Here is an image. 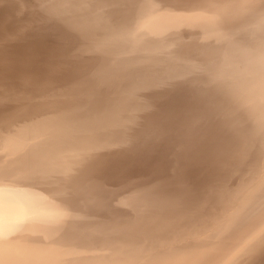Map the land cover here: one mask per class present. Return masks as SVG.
Here are the masks:
<instances>
[{"label":"bare ground","instance_id":"6f19581e","mask_svg":"<svg viewBox=\"0 0 264 264\" xmlns=\"http://www.w3.org/2000/svg\"><path fill=\"white\" fill-rule=\"evenodd\" d=\"M41 2L0 0V224L33 225L0 264H234L264 234L257 40L202 6L245 0H76L88 55Z\"/></svg>","mask_w":264,"mask_h":264},{"label":"clouds","instance_id":"9594fccd","mask_svg":"<svg viewBox=\"0 0 264 264\" xmlns=\"http://www.w3.org/2000/svg\"><path fill=\"white\" fill-rule=\"evenodd\" d=\"M144 5L140 3H130L128 5V14L123 22L127 27L132 28L137 21V12ZM96 6L90 3L73 2L53 3L52 0H43L39 5V10L49 20L57 21L69 29L74 36L80 41L78 52L84 55L91 54L92 44L87 39L88 29L82 26L79 21L84 16L90 14ZM213 14H218L221 21L229 18L231 10L237 7L245 9V15L254 30L257 43L252 47L254 53V62L257 72V78L260 84V102L264 105V0H245L242 5L230 3H216L202 6ZM70 10V11H69ZM161 10H163L161 8ZM120 26V25H117ZM250 190L249 204L252 208L264 209V161H262L252 172L249 173L243 185ZM48 195L56 198V192H49ZM14 228V235L22 236L29 233L33 225L29 222H9L5 221L0 224V229L7 230ZM252 230L244 231L239 240L234 241L233 246L239 247L248 241L247 246L237 255L234 264H251L254 257L264 251V234L249 240Z\"/></svg>","mask_w":264,"mask_h":264}]
</instances>
